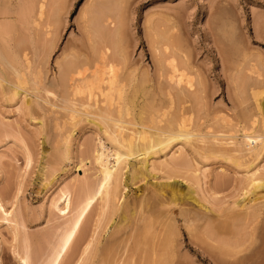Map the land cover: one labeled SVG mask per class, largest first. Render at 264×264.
Segmentation results:
<instances>
[{
    "label": "rangeland",
    "instance_id": "374dc122",
    "mask_svg": "<svg viewBox=\"0 0 264 264\" xmlns=\"http://www.w3.org/2000/svg\"><path fill=\"white\" fill-rule=\"evenodd\" d=\"M8 1L0 0V15L2 16H0V53L1 55L3 54L7 63H12L21 74H26L25 67H27V64L29 63L32 66L36 64L38 66L37 62L40 60L41 72L42 70L45 71L46 74H44L48 79L55 75L62 78L60 72L62 71L61 63L65 60L67 61V57L71 56L70 58L72 59L74 54H77V57L80 55L79 58L82 56L91 57V52H95V50L97 55L100 52H105L109 59L112 57L109 65L112 66L111 62H113V66H115L114 64L117 65L112 67L118 75L120 74L121 83H119L118 90H121L122 93L120 91L113 93L111 103H115L110 107L104 104L103 97H97L95 101H90L89 104L84 96H76L74 98L71 91L66 90L64 85L55 90L47 86L45 89L48 92L58 96L56 103L59 108H62L54 116L50 112L51 108L49 106L55 101L53 96L42 91L39 93L41 100H36L33 97L34 95H31V81L23 85V88L29 91L25 98L24 96L12 98L10 95V84H17L19 82L17 79L19 78L14 76L11 71L9 72L8 66L6 68L0 62V206L4 212L9 213V216H4L5 214L0 209V264H21L20 259L25 252L29 258V264H47L51 257V252L55 249L54 246L57 245L56 247H58V244L63 240L62 235L65 236L67 234L69 227L76 219L74 215L76 204L74 205L73 203L74 201L76 203V200L81 195L80 189H83L80 188L81 184L83 185L85 181L88 185L83 186L88 188L92 186L94 187L92 190H94L100 181V176L98 178V167L93 159L95 156L94 152L99 149V139L104 142L107 149L112 150L114 147L107 141L106 134H104V130L107 127L110 128L113 123L103 120L106 116H109L106 112L108 114L111 113L110 116L114 115L111 116L114 121H117V118L119 119V125L121 124V128L126 133L123 134L134 135L132 140L135 142L136 139L138 140L137 134L141 130L140 126L143 123V126L146 127L147 125V128L157 126L158 120H156L155 126H153L154 123L151 124L149 115L152 113L149 114L148 110H154V112L158 110L156 113L159 114L165 109L169 110L168 89L166 88V82L162 81L165 78L161 76L163 73L167 75L168 67H165L166 64H162L160 61H163L165 57L166 59L167 57L170 58V52L174 53L172 55L175 58L177 57V60L180 58L182 61L184 56L190 66L194 67V69L192 68V78L197 88H195V91L199 97L196 95V102L193 104L186 103L184 105L186 112L179 110L181 111L180 113H187L185 116L183 114V117L179 115L177 119V116H175V114L179 113H175L178 109L177 107H175L176 110L170 109L171 111L169 110L168 114L165 110L168 116L154 117L164 121L162 123L159 120L161 123H158V127H163L166 121L174 119L182 121L181 118H187L186 128L189 130L188 132L192 131L193 135L208 133L207 136H221L223 134V138L219 137V141L218 139L217 141L213 139V141L217 143L216 146H219L218 149L220 148L223 152H226L225 157L221 158V154L220 156L218 154L219 158L215 157L217 154L211 156H206L205 154L206 157H203L202 153H207V149L205 150L204 147H210V143L206 145L209 137H207V140L205 138V144L202 142L201 144V140L192 138V142L193 140L199 142H193V144L190 140L188 145L191 147L180 142V144L178 142L172 144L171 147L169 145V149H165L164 153L156 155L150 161L155 164L153 169L156 168L154 171L153 169L148 170L150 175L138 166L137 160H140L139 157L136 158L137 160L131 157L126 165L121 166L120 173L122 174L119 175L122 177L120 178L121 182L119 181V187H123V189H119H122L121 198L115 209L113 211L111 209L114 208L115 204L105 206L106 209L99 200L96 201L82 220L75 234L76 237L74 236L59 264H147V259L148 264H153L149 260L153 258H155L153 260L160 259L158 254H162L165 251L168 255L174 256V261H172V257H168L165 252V257L170 258L168 261V258H165L166 262L171 260L173 264H212V260L207 255L209 253L216 255V253L214 254L212 250L211 252L207 251L210 249H204L199 244L196 245L197 243L194 244V240L190 239L192 234L193 237L191 238H194V233H189V231H192L190 228H188L189 231L186 230L187 227L182 224L180 218H178L177 224L178 238L175 236L176 241L173 242V250L170 248L173 254L168 252L170 251L168 250L169 248L158 251V254H152L150 251L151 247L144 249L141 244L139 250L134 252V245L136 244L134 239H139L144 229L153 226L140 220V216H143L141 218L143 219L149 214H147V211L152 205V201L149 200L151 197H149V194L152 191V195L157 194L159 196L158 193H161L160 195L162 196V194H165L161 198L164 200V198L170 197L172 190L184 194L187 186L192 187L191 190L194 191L193 196L195 195V199H199L198 201L204 205V208L208 209V213L205 216L212 221L218 220L216 223L221 220L225 221V217L230 212V214H234L239 209L244 211L243 209L248 210L251 208L248 211L254 210L256 213H261H258L260 217L249 226L250 229L248 227L244 229V226H239L238 224L237 227L231 229L232 232L237 230L236 233L238 234L235 231L233 233L229 231V233H232L231 236L225 234L219 236V238L222 239L221 243L228 244L230 240L232 245L234 244L233 241L238 242L240 238L242 239L241 234H243L246 238L243 237L244 239L238 242L239 245L243 240L249 241L247 243L243 241L245 245L243 246L244 243H241V248L240 246L236 247L237 251L228 256L232 258L227 257L228 259H226L223 257L226 261L228 260V264H231V262H233L232 264H264V146L261 145L262 141H264L262 140L264 139V112H262L264 109L260 110V106L264 108V0H99L102 6L105 4V19L108 18V20L106 19L107 22H105V19L100 21L102 26L105 25L102 34L109 30L108 32L109 34L111 33V36L106 38L98 35L101 37L100 39L97 35H93V37L92 33H90L89 38L91 41L88 38L87 41L85 34H83L84 32H82L83 20L81 15L92 0H57L60 18L57 30L53 37H43L44 39L47 38L45 42L42 41L43 44L45 43L44 45L42 42L39 45V40H37L40 35H43V29L38 31V35H35L36 32L32 29L31 32L29 31L30 33L27 32L28 35L27 33H25L26 35L24 33H16V35L11 30L8 31L12 26V21L9 20L8 16ZM24 1L22 0L21 3ZM26 1L29 2V0ZM26 1L24 2L25 4ZM101 23L99 24L101 25ZM4 28H8V30ZM114 30L118 32L116 33ZM43 38L41 39L44 40ZM51 39L55 43H53L55 48L50 53L49 44H52ZM47 40L51 42L49 43ZM94 48L95 50L93 51ZM164 48L168 49L164 50ZM97 49H100V51H97ZM160 63L164 66V69H160L166 70L163 73L159 72L160 69L157 68L160 67ZM29 64L28 66L31 67ZM23 66L24 70L22 69ZM34 67L35 65L33 69ZM155 71L159 72L158 74L161 73L162 80ZM69 92L71 95L68 94ZM67 95H69V99ZM119 96L118 104L115 99L118 100ZM74 99L76 101L73 102ZM64 100H68L69 103L72 100L71 103H74L72 104L74 106H70ZM125 104H127V107L129 106V111L126 113L129 116L124 113L128 109ZM119 105L125 107V109L123 107H120L121 110L117 109ZM149 107L151 108L149 109ZM63 109H68V111H63ZM105 109L104 113L106 116L104 117L102 114ZM141 109H145L143 111H147V115H149L146 116L145 114L143 116L142 113L144 114L145 112H139ZM117 110L119 115L123 111L122 117L114 113ZM95 113L97 116H95ZM138 113H141V115H138ZM99 114L101 115L99 116ZM101 118L103 121L100 120ZM122 119L123 122L121 121ZM139 120L142 122L141 125ZM125 121L136 123L137 126L134 125L135 127H133L129 122L124 124ZM107 123L111 125L107 126ZM244 127L245 131L243 130ZM108 128L107 132L109 133L113 125L110 128L111 130H108ZM134 132L136 133L134 134ZM243 135H249L248 142H253V145L256 144L253 147L256 156L253 154L254 152H251L252 154L250 153V155L247 154L249 152H243L241 155L239 152H234L238 150L236 142L242 141L244 139ZM261 137L263 138L261 139ZM221 143L222 146L220 145ZM232 143L236 144V146ZM193 147H196L198 151L201 150V157L197 156L198 153L194 152ZM198 147L202 149L199 150ZM232 147L237 150L233 149V151ZM256 148L262 149H259L260 156H257L259 151L257 152ZM178 150L179 153H177ZM202 150L204 151L202 152ZM93 153L94 155H92ZM173 153L179 156L171 155ZM163 154L167 156L163 157ZM207 155L210 154L207 153ZM228 155H231V157ZM172 156L174 158L180 157L179 159L181 160L183 158L182 161L178 159V162L181 161V164L182 162H187L181 166L185 165L188 168L184 167L186 170H182L181 175L176 171L175 174L177 175L178 173L179 176L177 175L175 179H172L174 178L172 177L168 180L166 175L171 174L172 170L169 167L163 168L165 164L163 166L160 164L162 161L170 163L174 160L171 159ZM229 158H233L231 159L232 162H230ZM237 158L238 160H236ZM111 164H113L112 161ZM249 165L250 168L251 166L255 168L259 174H256L258 185L255 188H249L246 184L248 175L246 174V176L245 172L248 171ZM133 171L142 172L143 181L141 179L133 184L131 182ZM167 171L171 173L167 174ZM190 174L193 176H190ZM184 177H187V179L185 178V180ZM196 179L198 182L195 181ZM194 183L197 185L193 186ZM247 188L249 190L245 193ZM64 191L71 193L72 209L68 215L58 212L54 206L56 204L55 200L57 202L60 194L62 195ZM147 202H150V205L148 204L150 207L146 204ZM183 203L177 207H170V209H173L175 214H178L179 206L180 208L183 206V209H191V211L198 210V207L190 201H183ZM123 204H126L127 207L124 208ZM132 204L134 205L131 206ZM260 204L262 205L261 208L259 207ZM118 205L121 206L119 207ZM253 205H256V207ZM163 207L160 206L159 209L162 208L161 210H164V208H167L166 206ZM227 207L228 209H226ZM229 207H231L230 211ZM126 208L130 209V211L127 210L129 211V217L124 214V212L126 213ZM204 208L202 211H204ZM103 209H106V212L103 213ZM122 210L124 211L122 212ZM132 210L135 211L133 212ZM217 211L223 214H219L220 218L217 215ZM226 211H229V213H226ZM150 212L152 213V211ZM136 214L137 218H139L138 221ZM131 218L135 219V221ZM143 224H147V227L143 228ZM151 224H155V220H152ZM137 225H140L143 229L136 227ZM238 227L241 229L239 228V230ZM136 231L138 235L141 233L137 237L135 236L136 234H132ZM113 232L116 233L114 234ZM194 232L197 233L196 231ZM244 233H249V235ZM233 234L238 239L236 237V239L232 238ZM132 235L136 238L132 237V241L135 244L133 243L134 247H131L130 251H133L134 255L131 254L130 258L129 253L131 252L123 253L121 246L126 243L129 244V242L131 244L129 245L132 246L130 241V236ZM143 235L141 239L145 237ZM122 236L128 240L130 239L129 242L128 240H126L127 242L124 241V237L121 240ZM151 236H149V241ZM144 243L150 246L147 240L143 238L142 244L144 245ZM208 243L210 248L212 245L211 249H214L215 244ZM208 245L205 243L202 246L209 247ZM198 246L201 248H198ZM108 247H111V250ZM144 247L146 246L144 245ZM204 252L206 253L204 254ZM141 255L146 261L143 260ZM150 256L152 257L151 259ZM161 256L163 257V255ZM163 258L161 261H164ZM82 261L84 262L82 263ZM160 262L157 261V264ZM220 264H225V262Z\"/></svg>",
    "mask_w": 264,
    "mask_h": 264
},
{
    "label": "bare ground",
    "instance_id": "6f19581e",
    "mask_svg": "<svg viewBox=\"0 0 264 264\" xmlns=\"http://www.w3.org/2000/svg\"><path fill=\"white\" fill-rule=\"evenodd\" d=\"M8 1V0H7ZM26 1V0H25ZM24 1V2H25ZM9 2V20H11L12 21V24L11 23H9V24H11L12 26L9 28V30H8V28H4V29H7L8 31H12V32H14L15 34L16 33H27V32H31L32 30H34L35 32H36V34L35 35H38L37 33H38V31H40V30H42V32H44L43 33V35H40V37H38V39L37 40H39V45H41V42L42 41H46V39H44L45 38V36H54L53 34H55L56 33V30H57V25H58V23H59V11H58V8H57V4H58V2H57V0H29V2H27L26 1V4L23 2V3H21L22 2V0H9L8 1ZM23 5V6H22ZM104 6H105V4H103ZM24 7V8H22V7ZM104 6H102V3L101 2H99V0H95V1H91V3L88 5V7H86L87 9L86 10H84V12L82 13V22H83V28H82V32H84L83 34H85L84 36H85V38H86V40H87V38L90 40V33H92V36L93 35H97V37L98 38H100L101 39V37H99L98 35H102V36H105L106 38L107 37H109V36H111L110 34H109V30L108 31H105V34L103 33L102 34V30L104 29V27H105V25H103L102 26V23L100 22V21H104V19H105V15H106V11H105V7ZM1 16V15H0ZM108 16V15H107ZM2 17V16H1ZM109 17V16H108ZM107 20H108V18H106ZM105 19V22H107V20ZM105 22H104V24H105ZM99 23H101V25L99 24ZM108 24V23H107ZM101 26V27H100ZM120 26V25H119ZM106 27H107V25H106ZM102 28V29H101ZM116 28V27H115ZM32 29V30H31ZM122 29V28H121ZM1 30V29H0ZM117 30V29H116ZM116 30H114L115 32H116ZM2 32V31H1ZM3 32H4V30H3ZM29 32V33H30ZM118 32V31H117ZM116 32V33H117ZM121 32V31H120ZM34 33V32H33ZM9 34H10V32H9ZM39 34H41V32H39ZM170 34V33H169ZM17 35V34H16ZM26 35V34H25ZM27 35H28V33H27ZM21 36V35H20ZM32 36H33V34H32ZM42 36V37H41ZM17 37H19V36H17ZM44 37V38H43ZM94 37V36H93ZM92 37V38H93ZM36 38V37H35ZM41 38H43L44 40H42ZM55 39V38H54ZM97 39V38H96ZM48 41V40H47ZM52 41V42H51ZM51 43L52 44H49V46H50V49H49V51H50V53L53 51V49L55 48V47H53L54 46V41L51 39ZM88 41V40H87ZM91 41V40H90ZM34 43H35V41H33ZM121 42V41H120ZM54 43V44H53ZM18 44V43H17ZM42 44H43V42H42ZM45 44V43H44ZM43 44V45H44ZM47 44V45H48ZM19 45V44H18ZM42 47V46H41ZM44 47V46H43ZM45 49V48H44ZM90 49V48H89ZM168 48H164V50H167ZM91 50V49H90ZM95 50V48L93 49V51ZM45 51H46V49H45ZM97 51H100V49L98 50L97 49ZM122 51V50H121ZM95 52H96V50H95ZM95 52H91V57H88V56H82L81 58H79L80 57V55H79V57H77L75 54L73 55V58L71 59L70 57L71 56H69V57H67V61L65 62H62L60 65L62 66V68H61V66H59L61 69H62V71H60L61 72V76H62V78L61 77H58V75L56 76H52V78L51 79H48L46 76H45V71H43L42 70V72H41V67H40V63H39V61L37 62L39 65L37 66L36 64H34L35 65V67H34V69H33V66L32 65H30L29 63V65L31 66V67H29L28 66V64H27V67H25L24 68V66H23V70L25 69L26 70V74L24 73H20V71H18L17 69H15V67H14V65L12 64V63H10V62H8L7 63V61L4 59V57H3V54L1 55V53H0V62L2 63V64H4L3 66L4 67H6L7 68V66H8V69H9V72L11 71V73L14 75V76H17V78H19V79H17L19 82H17V84H15V83H13V84H10V83H8V84H10V88H11V97L12 98H14V97H22V96H24V98H25V96L26 95H28L29 93V91L27 90V89H25V88H23V85H25V84H27V83H30V81H31V87L30 88H32V90H31V95H34L33 97L36 99V100H41V97L39 96V93L40 92H45V93H50L52 96H53V98H54V102H52L49 106H50V108H51V113L54 115V116H56L57 114H58V110H61L62 108H59V106H58V104L56 103L57 101H58V96L56 95V94H54V93H52V92H48L47 91V89H45V88H47V86L48 87H50V88H53L54 90L55 89H57L58 87L59 88H61L62 87V85H64L65 86V88H66V90H69V91H71V93L73 94V96H74V98L76 97V96H79V97H85L86 98V102H90V101H95L96 100V98L98 97H103L104 98V104L105 105H107V106H110V107H112L113 105V103H115V102H112L111 103V101H112V95H113V93H116V92H118V91H120V93H122V91L121 90H118V88H119V83H121V79H120V77H119V75L113 70L114 68L113 67H115V66H117L116 64H114L115 66H113V62H111L112 63V66L111 65H109V62L112 60V57L109 59V57L106 55V53L105 52H100V53H98V55H97V53L95 54ZM49 53V54H50ZM95 55H94V54ZM171 54H170V58H168L167 57V59H166V57L164 58V60L163 61H167V62H163V61H160V62H162V64H166L165 65V67L167 66L168 67V73H167V75H166V73H163V72H165L166 70H163L164 68V66L162 65H160V67H157V68H163L162 70L160 69V71H159V69H158V71L159 72H161V73H163L161 76L162 77H164L165 78V80H162V78H161V76H160V74H158L156 71V73L158 74V77L159 78H161V80L163 81V82H166L165 84L167 85L166 86V88L168 89V97H169V104H168V106H169V110L170 109H175L176 110V108L175 107H177L178 109H177V111H175V113H178V114H175V116H177V119H178V116L179 115H181V117H183V116H185V114H187V113H183L184 111L186 112V110L184 109V105H186V103H190V105L191 104H193L194 102H196V97L198 96L197 95V92L195 91V88H196V85H195V83H194V80H193V75H192V68L194 69V67H191L190 66V64L188 63V61H187V59H185V57L183 56L182 57V61L180 60V58L177 60L172 54H174V53H172V52H170ZM83 54V53H82ZM165 55V54H164ZM168 56H169V54H167ZM68 56V55H67ZM75 56V57H74ZM166 56V55H165ZM63 58V57H62ZM108 59H109V61H108ZM119 59V58H118ZM184 59V60H183ZM45 60H47V59H45ZM62 60V59H61ZM186 60V61H185ZM10 61V60H9ZM44 61V60H43ZM239 62V61H238ZM25 63H27V62H25ZM63 63H64V65H63ZM110 63V64H111ZM122 64V63H121ZM157 64V63H156ZM16 65V64H15ZM26 65V64H25ZM56 65V64H55ZM159 66V65H158ZM245 66V65H244ZM42 67H44V66H42ZM264 68V67H263ZM44 69V68H43ZM115 70H117V69H115ZM253 71V70H252ZM251 72V71H250ZM45 73V74H44ZM249 73V72H248ZM260 73V72H259ZM29 75V76H28ZM125 75V74H124ZM127 75V74H126ZM166 76V77H165ZM259 76V75H258ZM28 77H30L29 78V80H28ZM2 78V77H1ZM163 78V79H164ZM259 78H260V76H259ZM119 79H120V81H119ZM142 79H144V78H142ZM131 80V79H130ZM159 81V80H158ZM239 81V80H238ZM142 82V81H141ZM161 82V81H160ZM167 82H168V84H167ZM139 83V82H138ZM199 83H201L200 81H199ZM144 84V83H143ZM120 85H122V84H120ZM141 85V84H140ZM242 85V84H241ZM124 87V86H123ZM27 88V87H26ZM29 89V88H28ZM142 89V88H141ZM197 89V88H196ZM30 90V89H29ZM65 90V91H66ZM116 91V92H115ZM124 91V90H123ZM136 91V90H135ZM171 91H173V92H171ZM198 91V90H197ZM250 91H252V90H250ZM32 92H33V94H32ZM66 92H68V91H66ZM199 92V91H198ZM119 93V95H121ZM167 93H166V95H167ZM65 94V93H64ZM68 94H70V92L68 93ZM71 95V94H70ZM197 95V96H196ZM68 96L69 95H67V98H68ZM199 97V96H198ZM73 98V97H72ZM114 98V97H113ZM133 98V97H132ZM20 99V98H19ZM63 99V98H62ZM64 99H66V98H64ZM69 99V98H68ZM79 99V98H78ZM81 99V98H80ZM119 99H120V96H119V98H118V100H116L115 99V101H119ZM123 99V98H122ZM254 99V98H253ZM35 100V101H36ZM65 101V100H64ZM72 101V100H71ZM71 101H70V103H69V101L68 100H66L65 102H67L68 104H70V106H72V104H74V103H71ZM74 101H76L75 99L73 100V102ZM124 101V100H123ZM83 102V101H82ZM125 102V101H124ZM241 102V101H240ZM25 103V102H24ZM85 103V102H84ZM90 104V103H89ZM117 104V103H116ZM118 104H119V102H118ZM121 104V103H120ZM128 104V103H127ZM127 104H125L126 105V108H128L127 107ZM84 105V104H83ZM112 105V106H111ZM122 105V104H121ZM121 105H119V107L117 108V107H115V108H117V109H120V107H123V106H121ZM131 105V104H130ZM151 105V104H150ZM263 105H264V103H263ZM74 106V105H73ZM72 106V107H73ZM193 106V105H192ZM191 106V107H192ZM238 106H240V105H238ZM109 107V108H110ZM164 107V106H163ZM166 107V106H165ZM174 107V108H173ZM258 107V106H257ZM64 108V107H63ZM124 109H125V107H123ZM151 107H149V109H150ZM64 109H66V108H64ZM63 109V111H68V109H72V108H68L67 110H64ZM108 109V108H107ZM113 109V108H112ZM162 109V108H161ZM160 109V110H161ZM186 109H187V107H186ZM191 109V108H190ZM264 108H261V106H260V110L262 111ZM116 110V109H115ZM121 110V109H120ZM142 110V111H141ZM139 112H145V111H143V110H145V109H141ZM156 110V109H155ZM159 110V111H160ZM166 110V109H165ZM165 110H163V112L162 113H156V112H154V110H148V112H149V114H151V115H149V117H150V121H151V124H153V126H155V124H156V120H158L157 121V126L156 127H152V128H147V125H146V127H144L143 125H144V123L142 124V122L140 123V125L142 124V126H140L141 127V132L139 131V133L137 134L138 135V140L136 139L135 140V142L132 140L133 139V137H134V135L133 136H131V134L129 135V133H128V135H125L126 133H125V131L123 130V128H121V124L119 125V122L120 121H118L119 119L117 118V121H114L113 120V118L111 117V116H114V115H111L110 116V114L111 113H109L108 114V112H106L107 113V115H109V116H106L105 115V111H106V109L103 111V114H102V116L104 115V117L106 116V117H110L109 119L108 118H104L103 120L104 121H106V120H108V121H106V122H110V123H112V125H113V128H112V130L110 129L111 128V124L109 123H107V124H104V125H107V126H110V128H108V130L110 129L111 131L108 133L107 132V128H106V126H105V128H106V130H104L105 132H107V133H105L103 130V132H104V134H106V137H107V141L109 142V143H111L114 147H113V149L112 150H109V149H107L106 148V146L104 145V142H101V140L99 139V149L97 150L96 149V151L94 152L95 153V156H94V162H95V164L97 165V167H98V178H99V176H100V181H99V183H98V185H97V187L94 189V190H92V188H94V187H90L89 186V188H91V189H89L88 187H84L83 185H88V183H85V181H84V183H83V185L81 184V186H80V188H83V189H80L81 190V192H80V196H79V198L76 200V203H75V201H74V205H75V207H74V209H75V216H76V219H75V221L74 222H72V224H71V227H69L70 229H69V231L67 232V234L64 236V235H62L63 236V240L60 242V244H58V247H56V246H54V251L53 252H51V257L49 258V261L47 262V264H59L60 263V261H61V259H62V257L66 254V251L68 250V248H69V246H70V244L72 243V240H73V238H74V236H75V234L77 233V231H78V229H79V226H80V224H81V222H82V220L84 219V217H86L85 215L88 213V211L91 209V207L95 204V202L96 201H98L99 200V202H101L103 205H104V208H106L108 205H111V204H115L114 205V208H111L112 209V211L115 209V207H116V205H117V203H118V201H119V199L121 198V190L123 189V187H119V181L121 180L120 178L122 177H120V175L122 174V173H120L121 172V166H124V165H126V163L128 162V160L131 158V157H133V158H137V157H139V159L140 160H137L138 161V166L140 167V169L141 170H144L148 175H150L149 174V172H148V170H151V169H153L154 167H155V164H153V162H150L153 158H155V156L157 155L158 156V154L159 155H161L160 153H164L165 152V149H169V145H170V147H171V145L172 144H174V143H176V142H180V143H185V144H183V145H188V144H190V140H191V142H192V138H195L196 140H201L200 141V143L202 142V143H204L205 144V142H204V140H205V138H206V140L208 139L207 137H209V140H211V141H213V139L215 140V141H217V139H218V141H219V137H221V138H223V134L221 135V136H207V134H202V135H193L191 132H188L189 130H187V128H186V121H187V118H181V117H179V118H181L182 119V121H178L177 119H174V120H172V121H166L165 122V125H163V127H158V123H163L164 121H162V120H160V119H155L154 117H157V116H165L166 115V112H167V114L169 113V110H166V112H165ZM179 110H182L183 112L182 113H180L181 111H179ZM259 110V109H258ZM70 111H72V110H70ZM98 111V110H97ZM127 111H129V108L128 109H126V111L124 112L125 114L127 113ZM171 111V110H170ZM99 112V111H98ZM110 112V111H109ZM122 112L123 111H121L120 112V115H119V111L117 110V112H114V113H116L117 114V116H121V114H122ZM147 111L143 114L142 113V115L144 116L145 114H146V116H148L147 115V113H148ZM262 112H264V111H262ZM74 113V112H73ZM141 113L139 114L138 113V115H141ZM51 114V116H53ZM184 114V115H183ZM260 114V113H259ZM101 114H99V116H100ZM124 115V114H123ZM127 116H129L128 114H126ZM183 115V116H182ZM256 115H257V113H256ZM263 115H264V113H263ZM262 115V116H263ZM95 116H97L96 115V113H95ZM151 116H153V117H151ZM166 116H168V115H166ZM204 116V115H203ZM122 117V116H121ZM120 117V118H121ZM172 117V116H171ZM99 118V117H98ZM103 118V117H102ZM102 118L100 119L101 121H103L102 120ZM140 118H142V117H140ZM154 118V119H153ZM160 118V117H159ZM112 119V120H111ZM186 119V120H185ZM263 119V118H262ZM161 122H160V121ZM222 120V119H221ZM122 122H123V119L121 120ZM150 121H149V123H150ZM185 121V122H184ZM105 122V123H106ZM129 122V121H128ZM128 122L127 121H125L124 122V124H128ZM169 122V123H168ZM55 123V122H54ZM104 123V122H103ZM129 123H131L132 124V126L133 127H135L134 125H136V123L134 124V123H132V122H129ZM123 124V125H124ZM138 124V123H137ZM167 124V125H166ZM55 125V124H54ZM103 125V124H102ZM139 125V124H138ZM126 126V125H125ZM129 126H130V124H129ZM131 126V127H132ZM137 126V125H136ZM162 126V125H161ZM242 126V125H241ZM244 126V125H243ZM57 127V126H56ZM154 128V129H153ZM243 128V127H242ZM126 129H127V127H126ZM211 129V128H210ZM100 130V129H99ZM152 130V132L150 133V131ZM244 131H245V127H244V129H243ZM101 131V132H102ZM124 131V132H123ZM136 131V130H135ZM210 131V130H209ZM225 131V130H224ZM232 131V130H231ZM242 131V130H241ZM128 132H129V130H128ZM132 132V131H131ZM130 132V133H131ZM138 132V131H137ZM123 133H125V134H123ZM136 132H134V134H135ZM191 133V134H190ZM133 134V133H132ZM233 134V133H232ZM205 135V136H204ZM214 135H216V134H214ZM229 135V134H228ZM236 135V134H235ZM251 135V134H250ZM230 136V135H229ZM229 136H227V137H229ZM233 136V135H232ZM264 136V135H263ZM56 137V136H55ZM136 137V136H135ZM225 137V136H224ZM234 137V136H233ZM243 137H244V139L242 140V141H240V142H236L237 143V149L236 148H233L232 147V150L234 149V150H237V151H234V152H239L240 153V155H241V153H243V152H249V153H247V154H249L250 155V153L252 152H254L253 154L255 155V151H254V149H253V147L256 145H253L251 142L249 143L248 142V137H249V135H243ZM255 137V136H254ZM260 137V136H259ZM259 137H258V139H259ZM137 138V137H136ZM211 138V139H210ZM220 138V139H221ZM230 138H231V136H230ZM263 137H261V139H262ZM135 139V138H134ZM245 139H247V140H245ZM260 139V140H261ZM203 140V141H202ZM206 141V142H208L206 145H208L209 143H210V147L209 146H205L204 147V149L206 150L207 149V153H209L210 155H207V153L206 152H203L204 150H202V154H203V157H206V156H211V155H215V154H217V156H215V157H218L219 158V156H220V154H221V158H223V156L225 155V153L226 152H223L222 151V149H218V147L219 146H216V142L215 141H213V142H210V141ZM262 140H264V139H262ZM139 143H138V142ZM199 141H195V140H193V142L194 143H196V142H199ZM255 141H256V139H255ZM259 141V140H258ZM192 142V143H193ZM233 142H235L234 140H233ZM261 142V141H260ZM263 143L261 144V145H263L264 146V141H262ZM177 143V145H179ZM193 143V144H194ZM201 143V144H202ZM110 144V145H111ZM214 144V145H213ZM234 146H236V144H234V143H232ZM177 145H175V146H177ZM221 146H222V143L220 144ZM225 145V144H224ZM233 145H231V146H233ZM261 145H259V146H261ZM180 146V145H179ZM188 146H190V145H188ZM252 146V147H251ZM191 147V146H190ZM197 147V146H196ZM196 147L194 148V152L196 153H198V155L197 156H199V157H201L202 155H201V150L200 149H202L201 147H198V149L200 150V151H198L197 149H196ZM217 147V148H216ZM56 149V148H55ZM177 149H179V148H177ZM181 149V148H180ZM191 149V148H190ZM257 149V148H256ZM255 149V150H256ZM260 150H262L261 148H259ZM259 149H257V152L259 151ZM66 150V149H65ZM264 150V149H263ZM193 151V150H192ZM225 151V150H224ZM232 152V151H231ZM256 152V153H257ZM65 153H67L66 151H65ZM94 153L92 154V155H94ZM140 153H142V154H140ZM177 153H179V150H178V152ZM222 153H224V154H222ZM251 153V154H252ZM260 151L258 152V154H257V156L259 155L260 156ZM182 154V153H181ZM205 154H206V156H205ZM218 154H219V156H218ZM246 154V155H247ZM64 155V154H63ZM142 155V156H141ZM171 155H173V156H177L176 155V153H173V154H171ZM254 155H253V157H254ZM65 156V155H64ZM140 156H141V158H140ZM165 156H167V155H165ZM164 156V154H163V157H165ZM171 157V159H176V161H171L170 163L169 162H166V161H162L161 162V164L160 165H162L163 166V164H165V166H163V168L164 167H169V169L170 170H172L171 172H169V171H167V174L168 173H171V174H168V175H166L165 173V175L167 176V179L168 180H170L172 177H174V178H172V179H175L176 177H177V175H178V173H177V175L175 174L176 173V171L177 172H179V175H181V172H182V170L184 171V169L187 167V166H181L184 162H182V164L180 163L182 160H183V158H182V160L181 159H179L180 157ZM179 156V155H178ZM226 156H227V154H226ZM229 156V155H228ZM239 156V155H238ZM256 156V155H255ZM66 157V156H65ZM225 157V156H224ZM229 157H231V155L229 156ZM252 157V158H253ZM227 158V157H226ZM225 158V159H226ZM181 160L180 162H178L179 160ZM202 159H204V158H202ZM215 159V158H214ZM230 160L231 159H233V158H229ZM236 160H238V158L236 159ZM235 160V161H236ZM111 161L113 162V164H111ZM156 161V160H155ZM185 161V160H184ZM226 161H227V159H226ZM150 162V163H149ZM230 162H232V160L230 161ZM156 163V162H155ZM187 163V162H186ZM186 163H184V164H186ZM240 163V162H239ZM249 163V162H248ZM252 163V162H251ZM233 165H234V163H233ZM162 166L160 167L161 168V171H162ZM235 166H236V163H235ZM138 167V168H139ZM185 167V168H184ZM248 167V166H247ZM138 168H136V169H138ZM188 168V167H187ZM190 168V167H189ZM249 169H247L248 171H246L245 172V175L247 176V187H249V188H255L257 185H258V179H257V176H256V174H258L257 173V170L255 169V168H253L252 166H251V168H250V165H249V167H248ZM257 168V167H256ZM158 169V168H157ZM154 170H156V168L155 169H153V171ZM186 170V169H185ZM143 171V172H144ZM160 171V170H159ZM173 171H174V173H173ZM195 171V170H194ZM187 172V171H186ZM197 172V171H196ZM258 172H259V170H258ZM120 174V175H119ZM174 174H175V176H174ZM195 174V173H194ZM147 175V176H148ZM178 175V176H179ZM192 174H190V176H191ZM244 175V176H245ZM259 175V174H258ZM131 176V175H130ZM193 176V175H192ZM182 177V176H181ZM261 177V176H260ZM143 173L142 172H140V171H133V173H132V176H131V182L133 183V184H135V182L136 181H139V180H141L142 179V181H143ZM187 179V177H184V179ZM188 178H189V175H188ZM197 178H198V175H197ZM166 179V180H167ZM185 179V180H186ZM262 179V178H261ZM192 180H194L193 178H192ZM188 181V180H187ZM196 182H198L197 181V179L195 180ZM121 182V181H120ZM194 182V181H193ZM246 182V181H245ZM137 183V182H136ZM189 183V182H188ZM262 183V182H261ZM220 184V183H219ZM95 185V186H96ZM137 185V184H136ZM186 185H188V184H186ZM196 186L197 184L196 183H194L193 184V186ZM83 186V187H82ZM121 186V185H120ZM215 186V185H214ZM191 186H187L186 188H187V190H186V192L183 194V193H178L177 191H171L170 192V197H167V199L166 198H164V200L163 199H161L162 198V196L163 195H165V194H162V196L160 195L161 193H158L159 194V196L157 195V194H155V195H152L153 193V191L149 194V200H151L152 202V205H151V208H149L150 209V211H152V213L149 211V209H148V211H147V214H148V216L145 218H143V219H141L143 216H140V220L141 221H145L146 223L148 222V223H150V225H153V226H149V228H146L147 226V224L146 225H144V227L143 228H146V229H144V232H142V234L141 233H139V235L141 234V236L143 235V236H145V237H143L144 238V240L146 239L147 240V242L149 243H147L148 245H150V246H147L145 243H144V245L146 246V247H144V245L142 244V241H143V238L141 239V236H139L138 235V233H137V231L136 232H133L132 234H136L135 236L137 237V236H139L140 238V240L138 239V242H137V239H134V242L136 243H134L133 241H132V237H135V236H130L131 237V243H132V246H130L131 244H130V242H129V240L127 239V238H125L124 236H122V238H121V240L123 239V237H124V241H126V240H128V242H129V244L128 243H126V242H124V243H126L124 246H121L122 245V241H120V242H122L121 243V249H123L122 251H123V253H128V252H131V253H129V255H130V258H131V256L132 255H134L132 252L133 251H130V249H131V247H134L135 246V250H134V252H137L136 250H139V248H140V244H141V246H143L142 248H148V247H151L150 249V251L152 252V254H158V251H160V250H165V249H168V250H170V248L173 250V242H175L176 240H175V236H177V238H178V234H179V232H178V230H177V228H178V226H177V224H178V218H180L181 219V221H182V224H184L186 227H187V229L186 230H188L189 231V229L188 228H190V230H192V231H189V233L190 234H192V233H194V238H191V237H193L192 235H190L191 237H190V239H193L194 240V244H196V245H200L202 248H209L210 250H207V251H210L211 252V250L214 252V254L216 253V255H213V254H208L207 256H208V258L209 259H211L212 260V264H220V263H224L225 262V264L227 263V261H226V259H228V258H232V257H228V256H230L231 254H233V252H235V251H237V248L241 245V243H244L246 240H243L242 242H240V245H239V241H241L242 239H244V238H246L245 236H243V234H241L240 232V234L242 235V239L240 238V240L237 242H235V241H233L234 242V244H232L231 245V243L232 242H230V240H229V243L227 244H225V243H221L220 241L222 240V239H220L219 238V236H221V235H230L231 236V234L235 231V233H236V231L237 230H233V232L231 231V229L233 228V227H237V225L239 224V226H244V229L246 228V227H248L249 228V226L250 225H252V223H254L257 219H258V217H260L259 216V214L258 213H260V212H258V213H256L254 210H250V211H248L249 209H251V208H247L248 210H245V209H243L244 211H241L240 209V212H238L239 210H237V211H235L236 213H232V214H230L229 213V211H230V208L232 207V205H231V207H229V211H226V213H229V215H227L225 212H222V213H224V214H226L225 216V221L224 220H221L220 222H218V223H216V221H218V220H216L215 219V221L213 220H211V219H209V217H206L205 216V214L206 213H208V209L206 210L205 208H204V205L202 204V203H200L198 200L199 199H195L196 197H194L193 196V194H194V191L193 190H191L192 189V187L190 188ZM217 187V186H216ZM243 187V186H242ZM120 188H122L121 190H119ZM198 188H200V187H198ZM246 188V187H245ZM67 189V188H66ZM167 189V188H166ZM197 190H199V189H197ZM248 188H247V190L245 189V193H247L248 192ZM165 191V190H164ZM68 192H69V190H68ZM67 191H64L63 193H62V195L60 194V197L57 199V202H56V200H55V208L58 210V212H60V213H65V215H68L69 213H70V210L72 209V203H71V193H68ZM168 192V191H167ZM167 192H165V193H167ZM243 194V193H242ZM168 195H169V193H168ZM245 195V194H244ZM164 197V196H163ZM166 197V196H165ZM198 198V197H197ZM166 199V200H165ZM204 200V199H203ZM183 201H190V202H192L195 206H197L198 207V210L197 211H191V209L189 210H187L186 208H182L183 206H181V208H180V206L178 207L179 208V211H178V214H175V212H174V210L173 209H170V207H177L179 204H184L183 203ZM133 203H134V200H133ZM186 203V202H185ZM260 203V202H259ZM259 203H257V204H259ZM145 204V203H144ZM147 205L149 204L150 205V202H147L146 203ZM256 204V203H255ZM121 205H122V203H121ZM121 205H118L119 207L121 206ZM124 206V208L125 207H127V205L126 204H123ZM126 205V206H125ZM134 204H132L131 206H133ZM148 205V207H150ZM252 205V204H251ZM261 205V204H260ZM259 205V207L261 208L262 207V205L260 206ZM106 206V207H105ZM112 206V205H111ZM140 206H142V205H140ZM146 206V205H145ZM167 207L166 209L164 208V210H161L162 208H160L159 209V207ZM234 206H235V202H234ZM254 206V205H253ZM253 206H251V207H253ZM118 207V208H119ZM157 207V208H156ZM254 207H256V205L254 206ZM253 207V208H254ZM100 208H102V207H100ZM130 208V207H129ZM132 209H133V207H131ZM204 208V211H202V209ZM245 208V207H244ZM0 209L3 211V214H5L4 216H9V213H6V212H4V210H3V208L0 206ZM107 209V208H106ZM106 209H103V213L104 212H106ZM141 209H143V208H141ZM146 209H147V207H146ZM152 209V210H151ZM154 209H155V211H154ZM226 209H228V207L226 208ZM237 209V208H236ZM105 210V211H104ZM126 210V213L124 212V214H126V215H128L127 217H129V211H130V209H125ZM127 210H129V211H127ZM256 210H257V208H256ZM124 210H122V212H123ZM133 211V210H132ZM135 211V210H134ZM133 211V212H134ZM145 211V210H144ZM202 211V212H201ZM209 211H211V210H209ZM223 211H225V210H223ZM101 212H102V210H101ZM140 212H142V211H140ZM218 213H217V215H218V217H219V214H221V212L219 213V211H217ZM112 213H114V212H112ZM143 213H146V212H143ZM142 213V214H143ZM177 213V212H176ZM123 214V213H122ZM134 214V213H133ZM138 214V213H137ZM137 214H136V218H137ZM140 214V213H139ZM153 214V215H152ZM213 214V213H212ZM261 214V213H260ZM145 215V214H144ZM221 215H223V214H221ZM74 216V217H75ZM122 216V215H121ZM131 216H132V213H131ZM122 217H124V216H122ZM121 217V218H122ZM135 217V216H134ZM134 217H132V218H134ZM6 218V217H5ZM131 218V219H132ZM220 218V217H219ZM126 219V218H125ZM138 219L139 218H137V221H138ZM4 220H6V219H4ZM8 220V219H7ZM71 220V219H70ZM124 220V219H123ZM132 220H134L135 221V219H132ZM152 220H155V224H151V221ZM230 220V221H229ZM229 222V224H228V222ZM124 222V221H123ZM69 223H71V222H69ZM141 223H143V222H141ZM141 223H139V224H141ZM149 225V224H148ZM118 226V225H117ZM142 226V225H141ZM136 227H139L140 229H143V228H141L140 227V225H137ZM119 228V227H118ZM240 227H238V229H239ZM150 229V230H149ZM230 229V230H229ZM241 229V228H240ZM239 229V230H240ZM250 229V228H249ZM248 229V230H249ZM131 230V229H130ZM129 230V231H130ZM148 230V231H147ZM177 230V231H176ZM198 230V231H197ZM247 230V229H246ZM118 231V230H117ZM143 231V230H142ZM147 231V232H146ZM149 231H151V232H149ZM194 231H196L197 233H195ZM229 231L230 232H232V233H229ZM146 232V233H145ZM175 232H176V234H175ZM242 232V231H241ZM246 232V231H245ZM114 233V232H113ZM116 233V232H115ZM114 233V234H115ZM148 233V234H147ZM152 236H151V235ZM236 234H238V233H236ZM245 234V233H244ZM246 234H248L249 235V233H246ZM245 234V235H246ZM147 235H148V237H147ZM188 235V236H189ZM228 235V236H229ZM149 236H151V238H150V241H149ZM180 236V235H179ZM251 236V235H250ZM76 237V236H75ZM135 237V238H136ZM226 237V236H225ZM224 237V238H225ZM234 237V234H233V236H232V238ZM235 237H236V235H235ZM234 237V238H235ZM238 237H240L239 235H238ZM244 237V238H243ZM248 238H250L249 236H247ZM217 238H219V239H217ZM223 238V239H224ZM228 238V237H227ZM231 238V237H230ZM229 238V239H230ZM237 238V237H236ZM235 238V239H236ZM238 239V238H237ZM136 240V241H135ZM226 240V239H225ZM234 240V239H233ZM140 241V242H139ZM206 241V242H205ZM227 241V240H226ZM232 241V240H231ZM252 241V240H251ZM58 242V243H59ZM117 242H118V240H117ZM208 245L209 243L208 242H211V243H213V244H215V247H214V249H211L212 248V245H211V248H210V246L209 247H207V246H202V245H205V243ZM220 242V243H219ZM223 242H225L224 240H223ZM228 242V241H227ZM247 242H249V241H246L245 243H247ZM135 245H134V244ZM151 243V244H150ZM177 243V242H176ZM217 243H218V245H217ZM235 243H237V244H235ZM245 243L243 244V246L245 245ZM55 245V244H54ZM87 245H89V244H87ZM114 245V244H113ZM134 245V246H133ZM196 245H194V246H196ZM107 246V245H106ZM200 246H198V248L200 247ZM89 247H90V245H89ZM113 247V246H112ZM118 247V246H117ZM200 247V248H201ZM237 247V248H236ZM242 246H240V248H241ZM87 248H88V246H87ZM108 248H110V250H111V247H108ZM120 248V247H119ZM120 249V250H121ZM149 249V248H148ZM176 249V248H175ZM203 249V250H204ZM52 250V249H51ZM87 250V249H86ZM90 250V249H89ZM133 250V249H132ZM215 250V251H214ZM202 251V250H201ZM206 251V250H205ZM206 251V252H207ZM166 252V251H165ZM165 252L164 253H160V254H158V257L160 258V259H156L157 261H161L162 260V258L164 259V261H161L160 263H158V264H166V263H168V264H173V263H171V260L172 261H174V259H173V257L174 256H170V254L168 255V253L166 252V255H168V257L170 256V258H171V260L169 261V262H166V259L165 258H168V257H165ZM169 253L171 252L172 254H173V252L170 250V251H168ZM206 252H204V254L206 253ZM258 253V252H257ZM103 254V253H102ZM132 254V255H131ZM136 254V253H135ZM140 254H142V253H140ZM171 254V255H172ZM174 254H175V252H174ZM235 254V253H234ZM238 254V253H237ZM129 255H127L128 257H129ZM161 255H163V257L161 256ZM209 255H210V257H209ZM142 256V255H141ZM141 256H139V257H141ZM232 256H234V255H232ZM111 257V256H110ZM138 257V258H139ZM143 257V256H142ZM141 257V258H142ZM223 257H225V258H223ZM228 257V258H227ZM87 258V257H86ZM85 258V259H86ZM148 258H149V256H148ZM152 257L150 256V259H151ZM170 258H168L167 259V261L170 259ZM182 258V257H181ZM29 258H28V256H27V254H26V252L24 253V255L22 256V258L20 259V262H21V264H29V260H28ZM109 259V258H108ZM153 259H155V258H153ZM153 259H151V260H149L151 263L153 262V264H157V261L156 260H153ZM224 259V260H223ZM250 259V258H249ZM104 260H106V259H104ZM113 260V259H112ZM143 260H145L146 261V259H144V257H143ZM143 260H141V262H143ZM153 260V261H152ZM180 260V259H179ZM230 260V259H229ZM232 261V260H231ZM250 261H252V260H250ZM84 261H82V263H83ZM108 262V261H107ZM122 262V261H121ZM149 262V263H150ZM154 262H156V263H154ZM180 262V261H179ZM220 262V263H219ZM182 263H184V262H182ZM229 263V262H228ZM227 263V264H228ZM233 262H231V264H232ZM78 264V263H77ZM147 264H148V259H147ZM177 264H179V263H177ZM181 264V263H180Z\"/></svg>",
    "mask_w": 264,
    "mask_h": 264
}]
</instances>
